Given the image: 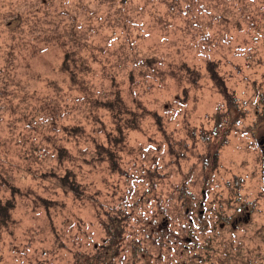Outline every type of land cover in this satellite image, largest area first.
<instances>
[{
  "label": "rangeland",
  "instance_id": "rangeland-1",
  "mask_svg": "<svg viewBox=\"0 0 264 264\" xmlns=\"http://www.w3.org/2000/svg\"><path fill=\"white\" fill-rule=\"evenodd\" d=\"M211 62L240 112L222 118L209 145L202 133L228 109ZM187 68L199 73L197 88ZM263 94L264 0H0V133L27 157L0 153V198L11 197L3 179L23 193L15 224L0 229V264H264ZM119 96L133 112L158 113L165 132L153 116L121 134L107 105L91 103ZM74 126L85 132L65 130ZM107 134L123 143L107 145ZM99 145L116 153L119 171ZM59 147L71 158L61 162ZM209 151L217 170L203 168ZM68 170L80 194L40 177ZM190 208L200 220L192 229ZM112 220L125 226L116 251ZM151 227L190 250L161 251Z\"/></svg>",
  "mask_w": 264,
  "mask_h": 264
},
{
  "label": "trees",
  "instance_id": "trees-1",
  "mask_svg": "<svg viewBox=\"0 0 264 264\" xmlns=\"http://www.w3.org/2000/svg\"><path fill=\"white\" fill-rule=\"evenodd\" d=\"M43 3V2H42ZM45 3V2H44ZM69 59V56H66L64 61H67ZM156 63V60L153 59H146L145 60V64L148 67H152L154 66V64ZM216 64L211 62L209 64V70L211 73V78L212 80L215 82L216 87L219 91V93L223 96L224 100L227 103V111L225 112V114H221V113H217L214 116V120L216 121V127L214 128L213 131L209 132V133H202L203 139L205 140V142H207L209 145L211 144V140L215 137V138H220L221 137V130H222V126H223V119L222 118H227L229 116H231L232 118L234 117V114L237 112H240L239 109V105H238V101L236 99V97L233 95V93L230 92L228 86L226 85V81L224 79L223 76L219 75L216 70H214ZM64 73H66L69 76H73V72L71 71L70 65H68L67 62H65L63 64L62 67ZM187 74V78H188V83L190 84V86L197 88L199 86V79H200V75L199 73L194 70L191 71L189 68L187 69H183ZM181 81V80H180ZM198 81V82H197ZM114 82V80H113ZM115 83V82H114ZM184 92V98H180L181 102H186L187 101V92L188 89L184 88L183 89ZM2 97L6 96V92L2 91L1 92ZM8 97V96H6ZM262 101H264V94L261 96ZM91 103L93 105H96L98 107H102L105 108V105H107V111L110 113V117L112 122L116 125V129L120 131V133L122 134V126H125L128 130L130 131H136L139 130L141 122L148 118V117H155L157 122L156 124L158 125V129L161 132H165L163 129V124H162V117H160L158 115V113L153 112L152 110H149L148 108L144 107V106H138L140 111H131L132 109L129 108L128 104L126 102H124L123 98H121L120 96L117 98H114L112 100H108L107 103H100L99 101H94L91 100ZM264 104V103H263ZM238 122V121H237ZM78 126H74L73 128H66L65 130L70 134V135H76L79 133H83L85 132L84 128H80L79 130L77 129ZM228 136H224V138L222 139V143L221 144H225L227 143V139ZM109 139V140H108ZM123 138L120 139H112L110 138V134H107V145H119L123 143ZM12 142V139L8 138H4L2 137L1 133H0V153H2L6 159L11 160L10 155L15 153L16 155H18L19 157H23L25 154H22L20 150H15L13 152V150L10 148V144ZM221 147V145H220ZM219 147V148H220ZM218 148V149H219ZM98 149V156H103V155H107V162L110 164V167L112 168L113 172L116 173L117 171H119V166H118V162H117V156L116 153L114 151H111V148H105L102 145L97 146ZM24 159H27L26 156L23 157ZM65 158H71L70 154L67 152L66 149L59 147V159L62 162ZM180 159H182L180 154H175V160L174 163L179 165L180 164ZM102 160H105L104 158H102ZM212 164V169L213 170H217L219 167V156L217 151H215L214 153H211V151L208 152V155L206 158H204L203 160V168L204 170H206L207 168H209ZM40 177L42 179H48L51 178L53 180H55L59 187L64 188L67 191H71V192H75L77 194H80L79 192V187L80 185L76 182L75 177H74V173L70 170H68L66 172L65 175H59L57 173H42L40 174ZM149 177H150V181L152 182V185L155 186V182H154V178H158L156 173H152L149 172ZM3 182L8 186V188L11 189V197L7 198V199H2L0 198V229L3 228H9L10 225L13 223L15 224V219L13 218L14 213L16 211V196L17 195H23V193L21 192V190L18 187H15L14 185H12L10 183V181H8L7 179H3ZM187 192L185 191L183 197L185 196ZM41 204L43 206H45L47 209L51 208L54 204H51L44 200V199H40ZM229 206V202L227 204ZM176 213H178V209H176L175 211ZM182 215H185V213H182ZM218 218H223L220 216H223L224 214L218 212L217 214ZM188 217H190V219H188V227L190 229H192L194 227V225L196 224L197 221H200L199 219L194 220V211L192 208H190V213L188 214ZM120 219L125 217H119ZM227 219H230V217H227ZM112 224L114 225V227H112L111 225L107 224V236L109 237L108 243H110V247L113 246V248H115L114 251L118 250V242L120 239L123 238V234H125V226L121 225V222L112 220ZM186 225H184L183 228L186 229ZM112 227V228H111ZM152 228V227H151ZM206 226H201V230H202V234H205L206 231ZM113 229V230H112ZM149 234L151 237H154L153 240V244L157 245L159 247H161V251L163 248H167L168 250H176L177 247H180L182 250L187 251L190 250L189 247H187L185 244L182 243V241L180 240H174L173 238V232L170 231H163L162 229L156 230L155 228L149 229ZM188 230L189 235L193 234L192 230ZM201 233V232H199ZM205 237V236H204ZM205 245H204V251L203 254H209V251L213 250V243H212V239L207 237L204 239ZM107 250L109 251V248L107 246ZM206 252V253H205ZM107 256H108V252H107ZM136 256V255H135ZM195 257L198 259V261L203 262V256L200 254H195ZM109 260V259H108ZM107 260V261H108ZM222 264H225L226 262L222 260ZM136 264V263H135Z\"/></svg>",
  "mask_w": 264,
  "mask_h": 264
}]
</instances>
